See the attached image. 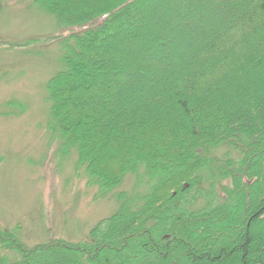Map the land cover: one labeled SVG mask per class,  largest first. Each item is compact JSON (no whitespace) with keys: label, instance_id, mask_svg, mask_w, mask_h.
<instances>
[{"label":"trees","instance_id":"1","mask_svg":"<svg viewBox=\"0 0 264 264\" xmlns=\"http://www.w3.org/2000/svg\"><path fill=\"white\" fill-rule=\"evenodd\" d=\"M33 1L73 42L46 86L60 155L75 152L95 200L140 169L148 191L136 207L118 193L117 211L77 242L49 229L27 247L19 224L0 229V264H264V0ZM188 17L194 30L178 34Z\"/></svg>","mask_w":264,"mask_h":264},{"label":"rangeland","instance_id":"2","mask_svg":"<svg viewBox=\"0 0 264 264\" xmlns=\"http://www.w3.org/2000/svg\"><path fill=\"white\" fill-rule=\"evenodd\" d=\"M155 5L148 3L147 8L155 13L156 22L166 23L167 13L159 16ZM211 10L209 5L204 14L224 12L217 6ZM144 11L130 16L131 31L137 20L143 23ZM199 19L203 20V16ZM190 21L189 17L187 21L179 20L177 33L186 35L188 29L194 30V22ZM58 35L61 38L49 43L0 51V229L12 230L19 224L20 238L27 247L45 243L49 229L56 238L69 242L87 239L96 223L117 211L118 193L134 199L136 207L148 191L143 169L135 175L127 174L118 188L96 200L97 189H87L85 182L76 177L75 152L61 156L59 143L46 130L50 119L46 86L64 68L61 57L65 47L73 42L54 16L39 9L33 0H3L0 41L21 44ZM174 59H181V54ZM10 102L20 104L22 110L15 105L9 108ZM215 153L223 158L235 157L226 147L216 149ZM259 177L263 179L259 186L264 188V177Z\"/></svg>","mask_w":264,"mask_h":264}]
</instances>
